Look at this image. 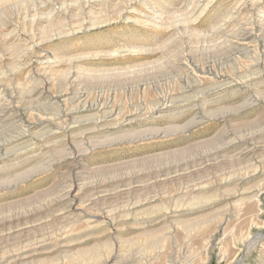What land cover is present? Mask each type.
Listing matches in <instances>:
<instances>
[{
  "label": "rangeland",
  "instance_id": "1",
  "mask_svg": "<svg viewBox=\"0 0 264 264\" xmlns=\"http://www.w3.org/2000/svg\"><path fill=\"white\" fill-rule=\"evenodd\" d=\"M163 1L0 0V156L5 152L3 144L13 135H22L26 128H30V134L25 140L40 147L32 153L27 152L28 155L20 151L13 152L9 163L2 165L0 162V264H19L14 254L24 248L28 238L36 235L47 237L45 250H53L49 253V259H46V254H42L37 257L43 260L42 263L28 258L26 263L23 261L21 264H156L159 258L164 264H264V134L259 132L264 127V0H261L263 4L260 10L263 13L260 15L257 10L249 9L251 0H213L212 7L206 12L202 10V14L199 5L208 0H166L174 1L177 7ZM237 3L238 7L235 6ZM160 5L166 8L172 5L174 10L170 9L169 15L164 14L166 9L160 11ZM240 6L245 7L241 9ZM236 7L240 8V14L236 12ZM50 9L53 11L50 12ZM132 9H136V12L127 13ZM44 10L48 12L40 14ZM143 13L150 18L143 17ZM196 15L198 18H195ZM44 16L49 19L46 20ZM128 17L130 19H125ZM159 17L164 18L163 21ZM135 18H143L141 20L144 23L133 20ZM83 23L89 27L86 24L82 26ZM244 30L256 38L251 39L256 44L255 50H243L235 45ZM31 46L35 48L34 51H31ZM40 52L47 59L57 62L59 72L57 68L53 69L54 72L52 70L54 80L38 71ZM28 59L35 63L31 73L30 69L23 66ZM67 59L72 62L65 61ZM252 63L257 66L252 67ZM196 68L209 72L202 74ZM195 72L205 77L201 78L205 82L203 86L213 84V77L217 74L221 79L232 80L233 87L230 88L232 92L229 90L213 96V103L206 109L198 106L188 110L185 104L180 106L182 113L178 122L185 125L186 128H182L186 131L181 130L179 134L168 138L145 135L154 124L146 110L143 111L144 115H140V120H134L132 124L123 122L116 128L107 126L97 133L86 131L93 124L74 126L73 121L77 115L75 110L78 107L75 105L78 104L72 97L77 93L88 96L91 103L95 102L96 105H118L126 113L132 108L146 107L151 96L146 86L157 85L158 92L165 93L170 87L176 88L172 85L176 77L180 76L182 86L192 81L188 77H192ZM69 73L77 74L73 76L76 84H71ZM35 86L44 94L36 99L37 95H34L32 100L29 94ZM239 108L240 111L236 113ZM43 118H51L50 126L59 129L62 143L56 142L55 135L49 141L44 140V130L39 122ZM194 118L197 122L190 125ZM168 123L165 121L163 124ZM222 131L230 133L221 137ZM239 133H252V136L244 143L238 138ZM129 134L131 137H128ZM220 146L226 147L224 150L228 155L236 154L244 148L242 153L245 157L239 163L207 166L203 173L190 174L176 182L162 183L155 180L163 178L161 174L177 169L178 166L180 172H183L194 163L198 167L202 160L213 162ZM167 151L170 153L166 157L157 156ZM66 154L72 157L66 159ZM50 167L52 169L49 170ZM195 177L199 179L195 180ZM225 177L231 178L226 187L238 191L230 198L225 192L216 189V182L220 183ZM138 180L144 184V188L139 191L142 196H131L127 192L124 194L123 189L127 184L137 183ZM194 182L206 186L209 195L218 193V196L199 200L184 194L181 189H189ZM244 188L248 189L244 191ZM103 189L107 191L106 195ZM147 194H157L158 199L154 202H157V208L132 212L134 200H141L139 198ZM66 205L71 210L68 213L71 214L68 215L69 219L61 218L58 211L54 210ZM142 206L145 208L148 205ZM89 210H93L94 217ZM223 217H227V222L219 228L217 224ZM87 219L97 223H93L95 228L85 226ZM31 223L33 225H25ZM25 226L29 228L24 231ZM67 230H70L67 240L71 241L66 246L57 238ZM208 237L213 238L206 248ZM89 247L93 250L89 253L95 252L85 258L87 261L78 253L81 248ZM68 249L69 252L66 251Z\"/></svg>",
  "mask_w": 264,
  "mask_h": 264
},
{
  "label": "bare ground",
  "instance_id": "2",
  "mask_svg": "<svg viewBox=\"0 0 264 264\" xmlns=\"http://www.w3.org/2000/svg\"><path fill=\"white\" fill-rule=\"evenodd\" d=\"M81 1V0H80ZM85 1V0H84ZM93 1H97V0H93ZM99 1V0H98ZM101 1V0H100ZM132 1V0H131ZM135 1V0H134ZM145 1V0H144ZM160 1V0H159ZM168 1V0H167ZM166 0L165 1H163L165 4H172L173 6L175 5L176 6V4L174 3V1L173 2H171V1H169V2H167ZM179 1V0H178ZM200 1V0H199ZM204 1H206V0H203V2ZM263 1V0H262ZM78 3H79V1H77ZM130 2V1H129ZM156 2H157V0H156ZM161 2H162V0H161ZM198 2V1H197ZM202 2V3H203ZM212 2H214L213 0H208V1H206L205 2V4H201V5H199V8H201L199 11H200V14H202V10L203 11H205V10H207L208 8L210 9V7H212L211 6V4H212ZM246 2V1H245ZM77 3V4H78ZM100 3V2H99ZM133 3V2H132ZM154 3V2H153ZM81 4V3H80ZM85 4V6L87 5V3L85 2L84 3ZM145 4H146V2H145ZM156 4H158V3H156ZM179 4V3H178ZM181 4H183V3H181ZM188 4V3H187ZM198 4H199V2H198ZM197 4V5H198ZM248 4V3H247ZM263 3L261 2V0H251V7L249 8L250 10H257L258 11V13H259V15L261 14V13H263L261 10H260V7H261V5H262ZM44 5V4H43ZM70 5H72V4H70ZM93 5V4H92ZM172 5H169V6H167V8L166 7H164V5H160V11L162 10H164V9H166V11H165V13L164 14H168V12L170 11V9L172 10L174 7L172 6ZM180 5V4H179ZM178 5V6H179ZM184 5V4H183ZM238 5V3L235 5V6H237ZM240 5V4H239ZM41 6V5H40ZM47 6V5H46ZM45 6V7H46ZM82 6V5H81ZM90 6V5H89ZM128 6V5H127ZM132 6V5H131ZM234 6V7H235ZM48 7H50V6H48ZM66 7V6H65ZM73 7V6H72ZM94 7V6H93ZM133 7V6H132ZM158 7V6H157ZM162 7H164V8H162ZM177 7V6H176ZM238 7V6H237ZM237 7H236V9H237ZM245 7V6H244ZM244 7H242V8H244ZM34 8V7H33ZM69 8V7H68ZM67 8V9H68ZM75 8V7H74ZM129 8V7H128ZM128 8H126V9H128ZM147 8V7H146ZM150 8V7H149ZM149 8H147V9H149ZM159 8V7H158ZM181 8V7H180ZM240 8H241V6H240ZM240 8H238L237 10H236V12L238 13V14H240L239 12H241L240 11ZM241 8V9H242ZM36 9V8H35ZM46 9V8H45ZM87 9V8H86ZM89 9V8H88ZM91 9V8H90ZM94 9V8H93ZM129 9H131V8H129ZM152 9V8H151ZM246 9V8H245ZM39 10V9H38ZM41 10V9H40ZM51 10L53 11V9H50V12H51ZM76 10V9H75ZM157 10V9H156ZM174 10V9H173ZM177 10V9H176ZM179 10V9H178ZM234 10V9H233ZM36 11V10H35ZM45 11L46 10H44V13H42V11H41V13L40 14H45ZM91 11H93V10H91ZM134 11L136 12V9H134ZM133 11V9H132V11H127V13H135ZM151 11V10H150ZM182 11V10H181ZM195 11H196V8H195ZM232 11V10H231ZM230 11V12H231ZM244 11V10H243ZM40 12V11H39ZM46 12H48V11H46ZM152 12H154L153 10H152ZM158 12V10L156 11V13ZM173 12V11H172ZM178 12V11H177ZM206 12V11H205ZM208 12V11H207ZM235 12V11H234ZM53 13V12H52ZM55 13V12H54ZM94 13V12H93ZM141 13V12H140ZM204 13V12H203ZM36 14V13H35ZM34 14V15H35ZM49 14V13H48ZM58 14V13H57ZM56 14V15H57ZM61 14V13H60ZM63 14V13H62ZM138 14V13H137ZM144 14V13H143ZM148 14V13H147ZM171 14V13H170ZM199 14V15H200ZM233 14V13H232ZM37 15V14H36ZM51 15V14H50ZM133 15V14H132ZM157 15H159V13L157 14ZM169 15V14H168ZM167 15V16H168ZM231 15V14H230ZM237 15V14H236ZM248 15V14H247ZM255 15V14H254ZM39 16V15H38ZM59 16V15H58ZM64 16V15H63ZM66 16V15H65ZM143 17H145V18H147L148 17V15H142ZM161 16V15H160ZM197 17H195V18H198V15H196ZM45 17H47V16H44L43 18H45ZM134 17H136V16H134ZM164 17V16H163ZM200 17V16H199ZM238 17V16H237ZM243 17V16H242ZM264 17V16H263ZM33 18H34V16H33ZM39 18H41L40 16H39ZM38 18V19H39ZM59 18V17H58ZM150 17H148V19H149ZM152 18L154 19V17L152 16ZM151 18V19H152ZM159 18H161V17H159ZM159 18L157 19L158 20V22L160 21V23H161V20L163 21V19L164 18H161V20H159ZM234 18V17H233ZM35 19H36V17H35ZM37 19V20H38ZM46 19V18H45ZM49 19V18H48ZM48 19H46V20H48ZM53 19V18H52ZM86 19V18H85ZM125 19H130L129 17L128 18H125ZM140 18H135V19H133V20H135V21H137V22H140V21H142L141 19H143V18H141L140 20H139ZM152 19V20H153ZM155 19H156V17H155ZM223 19V18H222ZM222 19H220V20H222ZM245 19V18H244ZM42 20V18L40 19V21ZM45 20V21H46ZM54 21L56 20V19H53ZM196 20V19H195ZM227 20V19H226ZM39 21V20H38ZM86 22H87V20H85ZM144 21V20H143ZM142 21V22H143ZM146 21V20H145ZM156 21V20H155ZM155 21L153 22V23H155ZM168 21V20H167ZM146 22H150L149 20H147ZM164 22H165V20H164ZM220 22V21H219ZM225 22V21H224ZM226 22H228V21H226ZM225 22V23H226ZM37 23V22H36ZM46 23V22H45ZM56 23V22H55ZM144 23V22H143ZM195 23V22H194ZM223 23V22H222ZM221 23V24H222ZM231 23V22H230ZM246 23H248V22H246ZM249 23H250V20H249ZM57 24V23H56ZM86 23H83L82 24V26H84ZM135 24H136V22H135ZM147 24V23H146ZM149 24V23H148ZM147 24V25H148ZM151 24V23H150ZM157 24V23H156ZM155 24V25H156ZM224 24V23H223ZM251 24V23H250ZM58 25H59V23H58ZM87 25V24H86ZM142 25V24H141ZM161 25V24H160ZM242 25V24H241ZM245 25V24H244ZM46 26V25H45ZM55 26V25H54ZM60 26V25H59ZM88 26V25H87ZM156 26H158V24L156 25ZM163 26V25H162ZM165 26V25H164ZM223 26V25H222ZM246 26V25H245ZM80 27V26H79ZM89 27V26H88ZM159 27V26H158ZM243 27V26H242ZM250 27V26H249ZM51 28V27H50ZM163 28V27H162ZM223 28V27H222ZM53 29V28H52ZM56 29L58 30V27H56ZM85 29V28H84ZM187 29V28H186ZM243 29V28H242ZM242 29H240L241 31H242ZM246 29V28H245ZM158 30V29H157ZM170 30V29H169ZM198 30V29H197ZM225 30V29H224ZM248 30V29H247ZM250 30V29H249ZM62 32V31H61ZM195 32V31H194ZM242 33V32H241ZM263 37V36H262ZM253 37H252V33L251 32H248V31H245L244 30V32L240 35V37L239 38H237L238 40H237V42H235V45L237 46V47H240V48H242L243 50H246V49H254V47H255V42L254 41H252L251 39H252ZM253 39H256V38H253ZM42 41V40H41ZM38 43V42H37ZM36 43V45L35 46H37L38 44ZM166 43V42H165ZM29 46V45H28ZM172 46V45H171ZM41 47V46H40ZM32 48V46L30 47V49ZM35 50V48H32V50L31 51H34ZM37 50V49H36ZM133 50V49H132ZM255 50V49H254ZM42 51V50H41ZM242 51V50H241ZM41 53V52H40ZM39 53V54H40ZM246 53V52H245ZM27 54V53H26ZM34 54V53H33ZM37 54H38V52H37ZM43 53H41V55H39V62H37V64H38V67H37V69H38V71L40 70V71H42L44 74H46L47 75V77L50 79V80H52L53 78V74H52V70L54 69V68H57L58 69V67H56L57 66V62L55 61V60H51V59H47L45 56H43L42 55ZM112 55V54H111ZM32 56V55H31ZM245 56V55H244ZM6 58V57H5ZM8 58H10V57H8ZM36 58V57H35ZM34 58V59H35ZM80 58V57H79ZM78 58V59H79ZM191 58V57H190ZM1 60V59H0ZM20 60V59H19ZM74 60V59H73ZM76 60H77V58H76ZM6 61V60H5ZM17 61V60H16ZM35 61V60H34ZM60 61V60H59ZM62 61V60H61ZM65 61H69L68 59L67 60H65ZM64 61V62H65ZM75 61V60H74ZM7 62V61H6ZM22 62V61H21ZM23 62H24V60H23ZM69 62H72V60L71 61H69ZM69 62H67V63H69ZM188 62V61H187ZM194 62V61H193ZM1 63V62H0ZM5 63V62H4ZM20 63V62H19ZM62 63V62H61ZM60 63V64H61ZM190 63V62H189ZM192 63V62H191ZM3 64V63H2ZM34 64L35 63H33V61L31 60V59H28L26 62H24V64H23V66H24V68H26V69H30L29 70V72L31 71V69H33L34 68ZM36 64V65H37ZM64 64V63H63ZM255 64L256 63H252V67H254L255 66ZM7 65V64H6ZM12 65V64H11ZM14 65V64H13ZM20 65H22V64H20ZM188 65V64H187ZM16 66H17V64H16ZM23 66H22V69H23ZM69 66V65H68ZM73 66H75V65H73ZM155 66V65H154ZM257 66V65H256ZM255 66V67H256ZM1 67H3V66H1ZM36 67V66H35ZM159 67V66H158ZM188 67V66H187ZM189 67H190V65H189ZM247 67V66H246ZM250 67V66H249ZM14 68V67H13ZM71 67H69V69H70ZM160 68V67H159ZM180 68V66H178V69ZM183 68H184V66H183ZM194 68V67H193ZM10 70H11V68H9ZM19 69H20V67H19ZM36 69V70H37ZM56 69V70H57ZM190 69V68H189ZM205 69V68H204ZM8 69H6V71H7ZM35 70V71H36ZM1 71V70H0ZM5 71V70H4ZM21 71V70H20ZM19 71V72H20ZM71 71V70H70ZM69 71V72H70ZM189 71V70H188ZM196 71L197 72H200L201 71V73L203 74H206V73H208L209 71H205V70H203L202 68L201 69H197L196 68ZM216 70H214V72H215ZM10 72V71H9ZM8 72V73H9ZM13 72V71H12ZM11 72V73H12ZM16 72V71H15ZM53 72H54V70H53ZM58 72H59V69H58ZM63 72V71H62ZM85 72V71H84ZM179 72H180V69H179ZM191 72H193V71H190L189 73H191ZM197 72H195V74L193 73V76L192 77H188V79H191L192 81H188L187 80V78H186V81H188L186 84H182V86H180V76H178V77H176V75H174L175 77H176V79L175 80H172V85L173 86H176V88L175 87H173V88H171L170 87V89L168 90V92H158V89H157V85L155 86V85H151V86H149V87H147L146 86V88H148V89H150V90H148L147 89V91H149L150 93H151V96H149L150 97V100L148 101V103H146L147 105H146V107H144V108H140L139 107V105H138V107L139 108H132L133 109V111H132V109L130 110V111H127L126 113H123V109H122V107H120V106H118V105H115V104H111V105H105V103L104 104H102L101 103V105H99V104H95V102H94V104L93 103H91V101L88 99V96H85V95H82V94H78L77 93V95L76 96H74V97H72V96H70V98L72 97V99L73 98H75L76 100H77V104L78 105H75V106H78V107H76V110H75V113L77 114H75L76 116H75V120L73 121V123H75V125L74 126H76V125H81V124H86V125H90V124H93V127L91 126L90 128H85L86 129V131H87V133H89V132H92V131H94V132H96L97 133V131H100V130H102V128H106L107 126H113V127H119V126H121L120 124L121 123H123L124 122V124H132V122L134 121V120H140V115L142 114V115H144V112L143 111H145L146 110V112L147 113H149L150 114V118H151V122H153L154 124L146 131V132H148L147 134H145V135H147V136H149V137H152V138H156V137H159V138H168V137H170V136H174V135H177V134H179L180 133V131L182 130V131H186V130H184L186 127H185V125H181L179 122V119H180V113H182V111L180 110V108L182 107V106H187L188 108V110H189V108H192V107H203V108H205L206 109V107L208 108V106H210L212 103H213V99H214V97L213 96H215L216 94L218 95L219 93H223V92H226V91H229L230 90V88L231 87H233V82H232V80H229V78H225V79H221L220 77H218V75L216 74V75H214V77H213V84L211 83L210 85H205V86H203V83H205L204 82V80H202V79H205V77L203 78V77H201L200 76V73L199 74H197ZM231 72V71H230ZM31 73V72H30ZM30 73H28V74H30ZM56 73V72H55ZM64 73V72H63ZM177 72H175V74H176ZM75 74V73H74ZM74 74H72V73H69L68 74V78L71 80V84L72 85H74V83L76 84V78H74L73 76H74ZM210 74H214V73H210ZM258 74V73H257ZM3 75V74H2ZM13 75V74H12ZM42 75V74H41ZM55 75V74H54ZM66 75V74H65ZM75 75H77V74H75ZM90 75V74H89ZM88 75V76H89ZM180 75H182V74H180ZM187 75V74H186ZM189 75V74H188ZM187 75V76H188ZM220 75V74H219ZM4 76V75H3ZM2 76V77H3ZM57 76V75H56ZM59 76V75H58ZM190 76V75H189ZM44 77V76H43ZM245 77V76H244ZM57 78V77H56ZM183 78H185V77H183ZM202 78V79H201ZM211 78H212V76H211ZM236 78V77H235ZM11 79V78H10ZM46 79V78H45ZM54 80V79H53ZM207 80V79H206ZM260 80V79H259ZM4 81V80H3ZM47 81V80H46ZM244 81V80H243ZM1 82V81H0ZM54 82V81H53ZM262 82V81H261ZM42 83V82H41ZM40 83V84H41ZM51 83V82H50ZM33 84V83H32ZM36 84V83H35ZM171 84V83H170ZM29 85V84H28ZM37 85V84H36ZM39 85V84H38ZM43 85V84H42ZM70 85V84H69ZM138 85V84H137ZM169 85V84H168ZM20 86V85H19ZM25 86V85H24ZM30 86H32V85H30ZM76 86V85H75ZM38 87H41L40 85L38 86ZM38 87L37 86H35L31 91H30V94H29V96L31 97V99L32 100H34V95H37L36 97H35V99L36 98H40L41 96H42V94H44V92L43 91H40V89H38ZM22 88V87H21ZM29 88V87H28ZM43 88V87H42ZM75 88V87H74ZM144 88V87H143ZM159 88V87H158ZM236 88V87H235ZM24 89H25V87H24ZM67 89V88H66ZM80 89V88H79ZM76 90V89H75ZM161 90V89H160ZM18 91V90H17ZM22 91H23V89H22ZM72 91H73V88H72ZM144 91V90H143ZM142 91V92H143ZM146 91V90H145ZM164 91V90H163ZM231 91V90H230ZM21 92V91H20ZM25 93H26V91H24ZM69 92H71L70 90H69ZM133 92V91H132ZM232 92V91H231ZM66 93V92H65ZM71 93H73V92H71ZM23 94V92L22 93H20V95H22ZM27 94V93H26ZM46 94V93H45ZM67 94H69L68 92H67ZM146 94V93H145ZM13 95V94H12ZM73 95V94H72ZM147 95H149V94H147ZM220 95V94H219ZM7 96V95H6ZM24 96V95H23ZM47 96V95H46ZM104 97V96H103ZM124 97V96H123ZM216 97V96H215ZM105 98V97H104ZM44 99H45V97H44ZM10 100V99H9ZM37 101H39V100H37ZM36 101V102H37ZM55 100L53 99V102H54ZM69 101V100H68ZM73 101V100H72ZM103 101V100H102ZM126 101V100H125ZM250 101V100H249ZM35 102V104H37ZM40 102V101H39ZM42 102V101H41ZM98 102V101H97ZM137 102V101H136ZM196 102H201L202 104L201 105H199L198 103H196ZM26 103V102H25ZM114 103V102H113ZM141 103V102H140ZM20 104V103H19ZM28 104V106L30 105L29 103H27ZM35 104H34V106H35ZM43 104H44V102H43ZM54 104V103H53ZM127 104V103H126ZM131 104V103H130ZM135 104V103H134ZM185 104V105H184ZM8 105V104H7ZM25 105V104H24ZM55 105V104H54ZM26 106V105H25ZM31 106V105H30ZM48 106V105H47ZM125 106V105H124ZM181 106V107H180ZM43 107V106H42ZM46 107V106H45ZM198 107V108H199ZM200 107V108H201ZM37 108H38V106H37ZM124 108V107H123ZM4 110H5V108H3ZM31 109V108H30ZM55 109V108H54ZM187 109H186V111H187ZM223 109V108H222ZM183 110H184V108H183ZM210 110V109H209ZM224 110V109H223ZM3 111V110H2ZM11 111V110H10ZM181 111V112H180ZM238 111H240V108L239 109H237V111H236V113H238ZM14 112H15V110H14ZM72 112V111H71ZM8 113V112H7ZM13 113V112H12ZM35 113V112H34ZM146 113V114H147ZM185 113V112H184ZM210 113H211V110H210ZM240 113V112H239ZM8 114H10V113H8ZM7 114V115H8ZM36 114H38V112L36 113ZM15 115V114H14ZM40 115V114H39ZM11 116V115H10ZM39 117H41V116H39ZM194 117V116H193ZM192 117V118H193ZM223 117H225V114L223 115ZM3 118H6V117H3ZM10 118V117H9ZM8 118V119H9ZM148 119V118H147ZM37 120V119H36ZM53 120H55V119H53ZM250 120V119H249ZM17 121V120H16ZM148 121V120H147ZM165 121H169V123H168V125H165V124H163V123H165ZM170 121H171V123H170ZM173 121V122H172ZM179 121V122H178ZM228 121V120H227ZM242 121V120H241ZM247 121V120H246ZM39 122H40V125L42 126V130H44V132L42 133L44 136V140L46 139V140H48L49 141V139H51V137L52 136H54V137H57V140H56V142H60L61 141V143H62V136L60 135H58V130L56 129H52V127L50 126V122H51V118L50 119H48V118H43V119H39ZM39 122H37V123H39ZM54 122V121H53ZM52 122V123H53ZM197 121L195 120V118L194 119H192L191 121H190V125H193V124H195ZM15 123V122H14ZM71 123V125H72V122H70ZM229 123V122H228ZM238 123V122H237ZM236 123V124H237ZM54 124H55V122H54ZM239 124V123H238ZM244 124V123H243ZM23 125V124H22ZM23 126H25V125H23ZM29 126V125H28ZM81 126H83V125H81ZM185 127L184 129L182 128V127ZM189 126V125H188ZM77 127V126H76ZM84 127V126H83ZM109 128V127H108ZM61 129V128H60ZM67 129V128H66ZM73 129V128H72ZM76 129V128H75ZM187 129H189L188 127H187ZM241 129V128H240ZM41 130V129H40ZM61 131V130H60ZM78 131H79V128H78ZM82 131V130H81ZM85 131V132H86ZM22 132H24V133H22V135H18V136H15L14 137V135H13V137L9 140H7V139H5V140H7L6 142H5V140H4V146L2 147L3 149H5V152L3 153V157L2 156H0V162L1 163H3L2 165H5L6 163H9L8 161H10V157H11V155L13 154V152H22V153H25L26 155H28L29 153H27V152H30V153H32V152H34V150L36 149V148H38L37 147V145L36 144H34L33 142H31V143H29L27 140H25L26 138V136L28 135V134H30V128H26L24 131H22ZM75 132H77V131H75ZM84 132V131H83ZM260 133H262V134H264V127L262 128V129H260V131H259ZM17 133V132H16ZM62 133V132H61ZM77 133H79V135H80V132H77ZM102 133V132H101ZM137 133H140V132H137ZM230 132H221V137L223 136V137H226L228 134H229ZM238 133V132H237ZM258 133V132H257ZM256 133V134H257ZM21 134V133H20ZM60 134V133H59ZM72 134H74V133H72ZM122 134V133H121ZM121 134H119V136L121 135ZM240 134V133H239ZM254 134V133H253ZM78 135V134H77ZM78 135V136H79ZM82 135V134H81ZM80 135V136H81ZM31 136V135H30ZM79 136V137H80ZM96 136V135H95ZM99 136V135H98ZM117 136V135H116ZM252 136V133L251 134H240V136L238 137L239 139H240V141H242V142H247L248 141V139H249V137H251ZM29 137V136H28ZM32 137V136H31ZM64 137V136H63ZM75 137V136H74ZM88 137V136H87ZM110 137V136H109ZM128 137H131V134H129V136ZM262 137V136H261ZM77 138V137H76ZM90 138V137H89ZM56 139V138H55ZM75 139V138H74ZM107 139V138H106ZM43 140V141H44ZM103 140H105V139H103ZM116 140V139H115ZM122 140V139H121ZM120 140V141H121ZM136 140V139H135ZM211 140H212V138H211ZM258 140V139H257ZM42 141V142H43ZM146 141V140H145ZM204 141V140H203ZM46 142V141H45ZM54 142V141H53ZM81 142V141H80ZM97 142V141H96ZM199 142V141H198ZM3 143V142H2ZM1 143V144H2ZM79 143V142H78ZM98 143V142H97ZM141 143V142H140ZM221 143H222V141H221ZM226 143V142H225ZM225 143H223L224 145H225ZM45 144H48V143H45ZM50 144V143H49ZM57 144V143H56ZM201 144V143H200ZM78 145H80V144H78ZM135 145V144H134ZM205 145V144H204ZM258 145V144H257ZM49 146V145H48ZM51 146V145H50ZM81 146V145H80ZM241 147V146H240ZM40 148V147H39ZM42 148V147H41ZM45 148H46V146H45ZM229 148V147H228ZM248 148V147H247ZM1 149V148H0ZM53 149V148H52ZM87 149V148H86ZM224 149H226V147L224 146V147H222V146H220V149L216 152L217 154H216V158H213L212 160H214L213 162H209V163H206L205 161L204 162H202L201 161V163H199L198 165V167L196 166L197 164H193L190 168H187V169H184L183 170V172H180V167L178 166V168L177 169H174L173 167V169L174 170H170L169 172L168 171H166V173L164 172L163 174H161V175H163V178H161V177H159V179H155L157 182H162V183H164V182H172V181H178V180H180L181 178H183V177H187L188 175H190V174H192V176H193V174H196V173H199V172H202L207 166H212V167H214L215 165H220V164H234V162H238V161H240V160H242L245 156L243 155V153H242V150L244 149H240L238 152H236V154L234 153V154H232V155H228L227 153H226V150H224ZM230 149V148H229ZM261 149V148H260ZM38 150V149H37ZM32 151V152H31ZM64 151H65V149H64ZM176 150H174V152H175ZM177 151L178 152H180V149H177ZM181 151H183V150H181ZM214 151V150H213ZM229 151V150H228ZM244 151V150H243ZM245 151H246V149H245ZM36 152V151H35ZM38 152H39V150H38ZM37 153V152H36ZM35 153V154H36ZM63 153V152H62ZM170 153V151H167V152H163V153H160V154H157V156L158 157H166L168 154ZM83 155V154H82ZM153 156H156V155H153ZM262 156V155H261ZM14 157V156H13ZM70 157H72V156H70V154H66V159H69ZM162 157V158H163ZM12 158V157H11ZM44 158V157H43ZM17 159V158H16ZM62 159V158H61ZM197 159V158H196ZM200 160V159H199ZM26 161V160H25ZM177 161V160H176ZM27 162V161H26ZM198 162V161H197ZM239 163V162H238ZM71 164H73V163H71ZM80 164V163H79ZM166 164V163H165ZM11 165V164H10ZM14 165V164H13ZM45 166V165H44ZM73 166V165H72ZM177 166V165H176ZM238 166V165H237ZM3 167V166H2ZM163 167V166H162ZM162 167H161V169H162ZM188 167H189V165H188ZM216 167V166H215ZM158 168V167H157ZM235 168V167H234ZM49 170L50 169H52L51 167L50 168H48ZM207 169V168H206ZM205 169V170H206ZM213 169V168H212ZM219 169V168H218ZM36 170V169H35ZM47 170V169H46ZM54 170V169H53ZM84 170V169H83ZM164 170V169H163ZM162 170V171H163ZM168 170V169H167ZM181 170H182V168H181ZM204 170V171H205ZM237 170V169H236ZM59 171V170H58ZM85 171V173H86V170H84ZM83 171V172H84ZM82 172V171H81ZM150 172V171H149ZM148 172V173H149ZM230 172V171H229ZM42 173V172H41ZM153 173H154V171H153ZM159 173V172H158ZM203 173V172H202ZM201 173V174H202ZM137 174V173H136ZM135 174V175H136ZM139 174V173H138ZM157 174V173H156ZM159 175V174H158ZM198 175V174H197ZM199 176H201V175H199ZM231 176V175H230ZM138 177V176H137ZM245 177V176H244ZM140 178H142V177H140ZM154 178V177H153ZM158 178V177H157ZM136 179V178H135ZM139 179V178H138ZM197 179H199V178H197ZM196 179V177H195V180H197ZM126 180V179H125ZM184 180H185V178H184ZM241 180H244L243 178L241 179ZM241 180H240V182H241ZM146 181V180H145ZM193 181V180H192ZM231 181V178H228V177H225V178H223L222 180H221V182L219 183V181L218 182H216V183H218V184H216L217 186V188L216 189H218V190H220V192L222 191V192H225L224 194L226 195V196H228L229 198L233 195V194H237V192L238 191H235L234 189H231V188H227L226 187V185H229L228 184V182H230ZM125 182H127V181H125ZM135 182V181H134ZM137 183H128L127 184V186L123 189V190H125V193L124 194H131V196L133 195V196H135V197H138L141 193H139V191L141 190V189H143L144 188V184L142 183L143 181H141V180H138V181H136ZM147 182V181H146ZM155 182V181H154ZM106 183V182H105ZM124 183V182H123ZM148 183V182H147ZM178 183V182H177ZM196 183H197V181H196ZM195 182H194V184L191 186V187H189V189L188 188H186L185 190H183V189H181L182 190V192L184 193V194H186L187 196H190V197H192V198H194V199H199V200H203V199H208V198H210V197H212V196H216V195H209L208 193H207V190H205V187L206 186H204V185H201V184H196ZM126 184V183H125ZM102 185V184H101ZM124 185V184H123ZM149 185V184H148ZM84 186V185H83ZM99 186V185H98ZM177 186V185H176ZM181 186H182V184H181ZM119 187V186H118ZM147 187V186H146ZM149 187V186H148ZM116 188V187H115ZM122 188V187H121ZM120 188V189H121ZM113 189V188H112ZM148 189H150V188H148ZM248 188H244V191H246ZM66 190V189H65ZM104 190V189H103ZM107 190V189H106ZM119 190V189H118ZM146 190V189H145ZM145 190H143L144 192H145ZM92 191V190H91ZM111 191V190H110ZM160 191V190H159ZM217 191V190H216ZM97 192V191H96ZM104 192H106L104 195H106L107 194V191H105L104 190ZM115 192V191H114ZM127 192V193H126ZM151 192V191H150ZM98 193V192H97ZM101 193V192H100ZM109 193V192H108ZM122 193H123V191H122ZM143 193V192H142ZM149 193V192H148ZM240 193V192H239ZM238 193V194H239ZM64 194V193H63ZM110 194V193H109ZM117 194V193H116ZM115 194V195H116ZM150 194V193H149ZM178 194L180 195V192H178ZM102 195V194H101ZM120 195V194H119ZM148 195V194H147ZM186 195L184 196V197H186ZM61 196H63V198H64V196H66V195H61ZM114 196V195H113ZM124 196V195H123ZM122 196V197H123ZM125 196H127V195H125ZM141 196H142V194H141ZM178 196V195H177ZM182 196V195H181ZM218 196V195H217ZM60 197V196H59ZM67 197V196H66ZM89 197V196H88ZM91 197V196H90ZM89 197V198H90ZM98 197V196H97ZM108 197V196H107ZM110 197H112V196H110ZM128 197V196H127ZM167 197V196H166ZM173 197V196H172ZM69 198V197H68ZM101 198V197H100ZM115 198H117V197H114V199ZM120 198V197H119ZM59 199V198H58ZM67 199V198H66ZM86 199V198H85ZM92 199V198H91ZM98 199H99V197H98ZM108 199V198H107ZM111 199V198H110ZM125 199V198H124ZM129 199V198H128ZM136 199V198H135ZM139 199H141V200H138V199H136V201L134 200V202L135 203H133L134 205L132 206V204H131V211L132 212H134V211H136L137 213H139V212H144V210H152V209H154V208H157V202L156 203H154L155 201H157V199H158V196H157V194H154V195H148V196H146V197H144V198H139ZM185 199V198H184ZM61 200V199H60ZM133 200V199H132ZM162 200V199H161ZM191 200V199H190ZM58 201V200H57ZM109 201V200H108ZM126 201V200H125ZM130 201V200H129ZM143 202V203H141L140 204V202ZM187 201V200H186ZM241 201V200H240ZM84 202V201H83ZM86 202V201H85ZM96 202V201H95ZM133 202V201H132ZM68 203V202H67ZM89 203V202H88ZM105 203V202H104ZM108 203V202H107ZM125 203V202H124ZM128 203V202H127ZM80 204V203H79ZM93 204V203H92ZM94 204H96V203H94ZM101 204V203H100ZM106 204V203H105ZM109 204V203H108ZM142 204H147L148 206L147 207H143L142 206ZM71 205H72V203H71ZM90 205V204H89ZM110 206H111V204H109ZM122 205V204H121ZM124 205H126V204H124ZM128 205V204H127ZM57 206V205H56ZM91 206V205H90ZM89 206V208H91ZM94 206V205H93ZM96 206H97V204H96ZM107 206V205H106ZM112 206H114L113 205V203H112ZM143 207L142 209H140L139 208V210L138 209H136L137 207ZM58 207V206H57ZM70 206L69 205H66V206H63L62 208L61 207H59V208H61V209H58V210H56L55 208H54V210L55 211H58V213H59V215H60V217L61 218H68L69 219V217H68V213H70V208H69ZM122 207V206H121ZM87 208V207H86ZM95 208V207H94ZM94 208H93V210H94ZM115 208V207H114ZM125 208H126V206H125ZM73 209V208H72ZM92 209V208H91ZM117 209V208H116ZM251 209V208H250ZM53 210V211H54ZM93 210L91 211V210H89V211H91V216H93L94 217V215H92V212H93ZM127 210V209H126ZM158 210V209H157ZM121 211H123V210H121ZM173 211V210H172ZM109 212H110V210H109ZM155 212V211H154ZM153 212V213H154ZM33 213V212H32ZM56 213V212H55ZM58 213H56V214H58ZM111 213V212H110ZM113 213V212H112ZM120 213V212H119ZM118 213V214H119ZM122 213V212H121ZM126 213H128V211H126ZM146 213H148V212H146ZM151 213V212H150ZM260 213V212H259ZM87 214V213H86ZM123 214H125V213H123ZM149 214V213H148ZM97 215V214H96ZM116 215V214H115ZM69 216H71V214L69 215ZM124 216V215H123ZM125 216H127V215H125ZM135 216V215H134ZM58 217V216H57ZM130 217H131V215H130ZM17 218H19V217H17ZM60 218V219H61ZM79 218V217H78ZM77 218V219H78ZM96 218V217H95ZM115 218V217H114ZM32 219V218H31ZM67 219V220H68ZM73 219V218H72ZM201 219V218H200ZM255 219H257V217H255ZM71 220V219H70ZM116 220H117V218H116ZM120 220V219H119ZM69 221V220H68ZM87 221H88V223H87V225H85V226H88V227H93V228H95L94 226H95V224H97V223H95L94 222V220H89V219H87ZM196 221V220H195ZM200 221V220H199ZM198 221V222H199ZM26 222V221H25ZM31 222V221H30ZM75 222V221H74ZM86 222V221H85ZM189 222V221H188ZM225 222H227V217H223L219 222H218V226L217 227H221L222 228V226L225 224ZM256 222V221H255ZM34 223V222H33ZM33 223H31V224H25V225H33ZM69 223H70V221H69ZM93 223H95V224H93ZM101 223V222H100ZM104 223V222H103ZM197 223V222H196ZM20 224H22V222L20 223ZM36 224H38V223H36ZM194 224H195V222H194ZM40 225V224H39ZM38 225V226H39ZM75 225V224H74ZM198 225V224H197ZM254 225H256V224H254ZM22 226V225H21ZM20 226V227H21ZM16 227V226H15ZM34 227V226H33ZM75 227V226H74ZM102 227V226H101ZM100 227V228H101ZM188 227H189V225H188ZM12 228V227H11ZM27 227L25 226L23 229H24V231H25V229H26ZM29 228V227H28ZM27 228V229H28ZM37 228V227H36ZM36 228H34V229H36ZM26 229V230H27ZM63 229V228H62ZM71 229V228H70ZM72 229H74V228H72ZM7 230V229H6ZM13 230V228L11 229V231ZM21 230H22V228H21ZM30 230V229H29ZM37 230V229H36ZM40 230V229H39ZM64 230V229H63ZM66 230V229H65ZM86 230H87V228H86ZM218 230V229H217ZM10 231V230H9ZM8 231V232H9ZM18 231V230H17ZM30 231H33V230H30ZM30 231H28V232H30ZM75 231V230H74ZM148 230H146V232H147ZM157 231V230H156ZM21 232V231H20ZM20 232L18 233V234H20ZM38 232V231H37ZM63 232V231H62ZM70 232V230L68 231H65L64 233H62V234H60L59 236H58V238H57V240L59 241V242H62V244L63 243H65L66 244V246H67V242H70V241H68L67 240V237L69 236V233ZM77 232V231H76ZM104 232V231H103ZM6 233V232H5ZM27 233V232H26ZM36 233V232H35ZM39 233H42V232H39ZM59 233V232H58ZM7 234V233H6ZM5 234V235H6ZM17 234V233H16ZM18 234H17V236H18ZM25 234V233H24ZM23 234V235H24ZM38 234V233H37ZM10 236H11V234H9ZM22 235V234H21ZM31 236H33V233L31 232V234H30ZM41 235V234H40ZM26 236V235H25ZM53 236V235H52ZM51 236V237H52ZM1 237V236H0ZM6 237H7V235H6ZM13 237V236H12ZM15 237V236H14ZM70 237V236H69ZM152 237H154V236H152ZM160 237V236H159ZM17 238V237H16ZM162 238V237H161ZM163 238H165V237H163ZM212 238L213 237H208V239L206 240V248L211 244V241H212ZM9 239H10V237H9ZM12 239V238H11ZM15 239V238H14ZM18 239V238H17ZM23 239V238H22ZM171 240V239H170ZM48 240H47V237L45 236H39V235H36V236H34V237H32V238H28V243L27 242H25L26 244L24 245V248L23 249H21V251H18L17 250V252H16V254H14V252H13V254L15 255L14 256V258H15V260L19 263V264H21V262H23V261H25L26 259H28V258H31V259H33V260H36V261H38V262H40V263H42V261L43 260H41V259H38L37 257H38V255H42V254H46V259H49L48 257H49V253H51L53 250H52V248H51V250L52 251H50V249H49V251H47V250H45V245L48 243L47 242ZM76 241V240H75ZM163 241H164V239H163ZM16 242V241H15ZM19 242V241H18ZM23 242V241H22ZM58 242V243H59ZM156 242H157V240H156ZM1 243V242H0ZM9 243V242H8ZM24 244V243H23ZM8 245V244H7ZM6 245V246H7ZM12 246H14V245H16L15 243H14V245L13 244H11ZM101 245V244H100ZM0 246H1V244H0ZM11 246V247H12ZM60 246V245H59ZM64 246V245H63ZM70 245H68V247H69ZM17 247H19L18 245H17ZM23 247V246H22ZM100 247V246H99ZM98 247V248H99ZM7 248V247H6ZM91 248H92V246H91ZM90 247L89 248H81V251L78 253L79 254V256H81V257H83L84 259L86 258V257H89L90 255H92L93 253H89V252H91V251H93L92 249H91ZM95 248L96 247H94V250H95ZM97 248V249H98ZM14 249V248H13ZM20 249V248H19ZM45 250V251H44ZM13 251H15V250H13ZM27 251H31L32 253H30V254H28L27 253ZM67 252H69V249L68 250H66ZM77 252V251H76ZM161 252V251H160ZM72 253V252H71ZM89 253V255H87ZM7 254V253H6ZM69 254V253H68ZM67 254V255H68ZM76 254V253H75ZM98 254V253H97ZM101 254V253H100ZM66 255V254H65ZM66 255V256H67ZM73 255V254H72ZM160 255V254H159ZM69 256V255H68ZM71 256V255H70ZM97 257H99V256H97ZM96 257V258H97ZM6 258V257H5ZM72 258V257H71ZM73 258H74V256H73ZM76 258V257H75ZM101 258V257H100ZM79 259V258H78ZM88 259H90V258H88ZM93 259V257H91V260ZM106 259V258H105ZM157 259V258H156ZM6 259H4V261H5ZM85 260H87V259H85ZM7 261H8V259H7ZM12 261V260H11ZM31 261V260H30ZM29 261V262H30ZM80 261V260H79ZM88 261V260H87ZM82 262V261H81ZM5 263V262H4ZM3 263V264H4ZM7 263V262H6ZM5 263V264H6ZM15 263V262H14ZM25 263H26V261H25ZM148 263V262H147ZM165 262L164 261H162V260H160V258H159V260L157 259V262H156V264H164ZM8 264V263H7ZM10 264V263H9ZM13 264V263H12ZM29 264V263H28ZM120 264H121V262H120Z\"/></svg>",
  "mask_w": 264,
  "mask_h": 264
}]
</instances>
